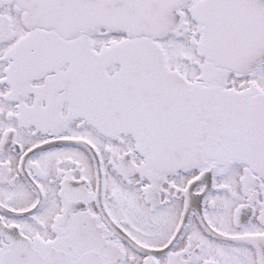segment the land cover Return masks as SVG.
I'll return each mask as SVG.
<instances>
[{
    "label": "snow or ice",
    "instance_id": "snow-or-ice-1",
    "mask_svg": "<svg viewBox=\"0 0 264 264\" xmlns=\"http://www.w3.org/2000/svg\"><path fill=\"white\" fill-rule=\"evenodd\" d=\"M0 264H264V0H0Z\"/></svg>",
    "mask_w": 264,
    "mask_h": 264
}]
</instances>
